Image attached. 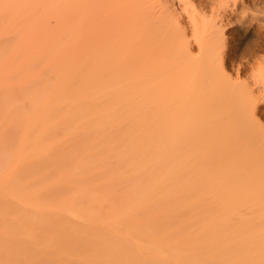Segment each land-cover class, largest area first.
<instances>
[{
	"label": "bare ground",
	"instance_id": "6f19581e",
	"mask_svg": "<svg viewBox=\"0 0 264 264\" xmlns=\"http://www.w3.org/2000/svg\"><path fill=\"white\" fill-rule=\"evenodd\" d=\"M226 9L195 51L175 0H0V264H264Z\"/></svg>",
	"mask_w": 264,
	"mask_h": 264
},
{
	"label": "rangeland",
	"instance_id": "374dc122",
	"mask_svg": "<svg viewBox=\"0 0 264 264\" xmlns=\"http://www.w3.org/2000/svg\"><path fill=\"white\" fill-rule=\"evenodd\" d=\"M175 3L195 51L199 49L194 38L196 31L205 29L206 21L220 13L221 4H225L226 61L229 69L257 92L261 99L258 118L264 124L263 85L259 82L264 76L259 70L260 62H264V24L261 23L264 20V0H175Z\"/></svg>",
	"mask_w": 264,
	"mask_h": 264
},
{
	"label": "snow or ice",
	"instance_id": "6c2138e0",
	"mask_svg": "<svg viewBox=\"0 0 264 264\" xmlns=\"http://www.w3.org/2000/svg\"><path fill=\"white\" fill-rule=\"evenodd\" d=\"M261 23L264 24V20H262Z\"/></svg>",
	"mask_w": 264,
	"mask_h": 264
}]
</instances>
